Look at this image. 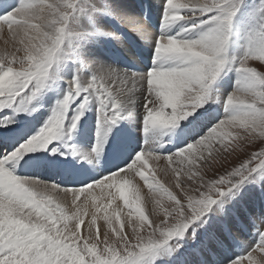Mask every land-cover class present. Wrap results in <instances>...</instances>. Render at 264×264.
I'll list each match as a JSON object with an SVG mask.
<instances>
[{
	"label": "snow or ice",
	"instance_id": "6c2138e0",
	"mask_svg": "<svg viewBox=\"0 0 264 264\" xmlns=\"http://www.w3.org/2000/svg\"><path fill=\"white\" fill-rule=\"evenodd\" d=\"M77 4L78 0H22L17 7L14 0H0V34L6 30L0 51V111L27 102L26 96L35 99L45 87L70 34V17ZM235 14L232 0H166V21L198 19L199 25L208 26L198 39H158L156 59L175 60L177 66L153 68L142 76L101 69L90 81L70 82L69 94L31 139L23 125L11 127L0 121L4 124L0 146L8 149L15 141L11 154L5 151L0 158V264H144L146 257L177 260L186 244L209 225L208 214L218 201L215 214H223L226 194L264 169V38L238 61L240 86L226 98L232 115L178 152L141 151L123 167L71 188L23 178L9 165L37 148L53 150L51 142L59 135L64 113L81 99L79 106L85 109L93 93L99 100L101 121L110 119L113 125L121 118V99L139 87L145 89V130L179 121L196 125L205 117L208 109L202 106L229 63L227 49ZM118 18L144 34L141 22L123 15ZM105 34L121 39L115 33ZM83 115L80 111L76 116L73 130ZM32 159L29 156L22 164ZM260 223L259 242L227 264H264V220Z\"/></svg>",
	"mask_w": 264,
	"mask_h": 264
},
{
	"label": "rangeland",
	"instance_id": "374dc122",
	"mask_svg": "<svg viewBox=\"0 0 264 264\" xmlns=\"http://www.w3.org/2000/svg\"><path fill=\"white\" fill-rule=\"evenodd\" d=\"M20 2L22 3V1L20 0L15 1L14 3L18 7L21 4ZM232 4L234 8L236 9V14L232 19L231 31L229 33L230 39H229V44H228V49H227V53L230 55L229 63L231 64L226 65V67L229 66L237 71L239 67V64H238L239 59H241L247 53L250 46H253L259 39L264 38V0H232ZM159 9L160 7H158V10ZM2 14L3 13H0V15ZM101 15H102V12L94 4H92L91 1L78 0L77 7L74 10L72 16L70 17V34L67 36L64 44L62 45V49L59 53L58 60L51 68L49 79L47 80L45 87L41 89V91L39 92V94L37 95L35 99H28V97L26 96L25 100L27 102H18V103L13 104L10 107L4 108L2 111H0V120L8 119L10 118L11 115H13L18 120H21V121H27V119L38 117L40 119H45L46 123L48 124L54 112H56L57 109L59 108L60 103L71 91L70 82H73L77 79H79L81 82L90 81L94 76L97 75V72L94 73L92 70H90L89 72L90 76L86 75L85 70L87 68H86V65H84L85 67L83 66L84 63L81 61L83 60V57L81 58V55H82L81 52H82V48L84 47V45L86 44L88 45L90 43L89 38L86 39V41H84L86 38L85 35L89 32V30L84 26V20H85L84 18L95 20L101 17ZM114 21L117 23L119 22V24L122 23L119 18H114ZM101 24H103V21H101ZM192 25H198V26L196 28H192L191 27ZM207 28L208 27L206 25H199L198 19L197 20L196 19L186 20L185 33H183V35L185 36L182 35V38L198 39ZM112 30L115 32L114 29ZM112 30L110 29L109 33H113ZM154 34H153L154 37H151V39L147 41L151 45L150 54L153 53V48L155 52L156 44L158 42V39L161 37L159 33H156L155 35ZM180 34H178V36H180ZM134 37L136 41L140 43L141 45L142 41L136 33H134ZM5 38L6 37L4 36L3 33L0 34L1 42H4ZM104 39L113 40L112 38H107V37H105ZM99 40H100L99 42L100 47L96 46V48L94 49L95 52L99 54V59L103 57L105 60L110 61L113 56L107 53L106 54L107 59L105 58V55L102 49L104 40L102 41L101 39ZM122 42L123 41H119V43H117L116 45L119 48V50H121L122 52L121 54L123 58L124 57L123 55H126V54L123 48L121 47ZM112 47L116 48L113 45ZM131 47L135 48V46L133 45ZM2 49L3 47H0V51H2ZM161 60L166 61V62L163 61V64L165 65L164 69L170 68L169 60L163 59V58H161ZM124 65H127V64H124ZM113 66L112 67L115 68L116 70H123L125 72L129 71L128 69L124 70L120 65L118 66L113 65ZM151 69L153 68L149 67L148 69H146V71H149ZM128 73L133 74V71H130ZM139 75L142 76L141 74ZM231 75L235 76L236 74H234V71H233ZM233 85H234V81L229 84V87L227 90V96H228V92L234 89V87L232 88ZM140 92L143 95V99L145 100V89L143 88L142 90H140ZM93 96L99 102L98 98L95 96L94 93H93ZM45 99L47 103L50 104L49 106L47 104H45L44 106L42 105L43 102H46L44 101ZM81 102H82V99L74 102L70 106V108L64 113L65 119L59 131V135L57 139L59 137H62L65 133L64 130L68 129L75 122L76 116L73 118H70L69 113H73V111H75V115H79L77 114V112H80L81 108L79 106L80 105L79 103ZM208 102L206 101L202 107L207 108L209 104ZM222 102L224 103V100ZM142 104H143V107H142ZM142 104H141V110L145 108V103H142ZM121 107H122V104L120 102V107L118 111L120 113L121 118L118 121L121 123V126L123 128L122 133L126 134L128 132L127 129L129 128V121L127 119L126 123L124 122L123 117L126 115H123V114H127V113L126 111H122ZM12 110L14 112H12ZM91 111H92L91 113L92 116L88 119L90 121V123L88 122L90 124V127L89 129L84 127V131H87V133L90 135V136H86V139L87 140L89 139L88 142L86 140L87 142L86 145L89 148L91 155L85 159L67 156L68 162L70 163H68V166H67L69 172L66 173L64 176H62V179L65 178L64 181L66 180L65 183L62 182L63 180L61 179V177L57 178L56 180H48L43 177L29 175V178L40 179V181L42 182H52V183L57 184L58 186H64V187L71 188V187H79L89 181L98 180L104 176L105 173H102L103 171L100 169L99 160L104 156L105 152H108L109 154V151H110L109 148H110L111 143L112 144L118 143L119 145H117V147L124 148L123 146L128 143L129 136L126 137V141H123L121 140V137L119 134L113 135V132L115 131L116 127H114V125L108 126L106 122H105V125H104V122L103 124L98 123L97 119L95 118V115H97L98 112L96 110H91ZM222 111H224V114H220V115H223L222 117H220L219 114H217L219 116L214 117L215 115L212 111L206 114L207 116L205 117H214L210 121L211 127L208 128L207 130L206 128H201V130H199L198 122L194 126L185 125L184 121H179L176 125L164 126L165 128H168V129H172L174 127V131H173V135L170 136L172 139L169 136L167 137L166 144L168 145L165 148H168V151H164L163 153H160L159 148H158L159 147L158 135L159 136L163 135V132L160 131V126H155V127L148 126L147 130H145V125H144V130L148 132L149 140L152 139V142L155 146L154 151L158 154L168 155L170 153L178 152L181 148L186 147L188 143H191V142H194L195 140L203 138V136L206 135L207 132H209L211 128L215 126L219 121L225 118H228L230 115H232L231 112L230 113L228 112V109L226 107L223 108ZM3 112L4 114H2ZM146 114L147 113H144L141 115L143 117L142 120H144ZM15 115H18L19 118ZM85 118H82V117L80 118L79 122L77 123L78 127L76 126L77 130L80 128L82 123H85L83 122L85 121ZM106 121L111 122L110 119ZM206 121L207 119H204V121H201V122L205 123ZM29 123H31V121L28 122V124ZM3 126L4 124H1V127ZM196 128H198V130L194 132L193 134H191V132L194 131V129ZM102 131L104 132L100 135ZM139 137H140V133H139ZM27 138L31 139L32 137L29 136ZM169 139H171L172 141ZM55 140H53L52 143ZM136 144L137 145H135L133 148L134 150L142 146L141 141L139 143L136 141ZM97 145H100L99 151L101 152L94 151V149L97 148ZM52 146L54 149V148H57L59 144H53ZM65 147L67 149H70V147H67V146ZM65 147L63 148L65 149ZM131 147L132 145L129 144V146H126L125 151H127L128 153ZM43 149L44 148H39L38 150H43ZM134 150L129 155L127 154L125 161H124L125 163H127L128 161L132 159L130 158L131 157L130 155L135 154ZM46 151H49V149H47ZM4 152L5 151H3L2 153ZM9 154H11V150ZM0 158H3V154L0 155ZM90 158H92V162L88 163V160H90ZM231 159L232 158H230V160ZM72 164H75L78 168L81 169L79 170L84 175H86V177H84V180H81L78 182L75 181L73 175L70 174L72 173ZM39 165L44 167L42 165V162ZM86 165L91 166V171L93 173L92 175H89V171L86 168ZM25 178H28V177H25ZM86 178H90V180L89 179L86 180ZM263 186H264V169H261L253 173L243 184L239 186L238 189L233 190L232 193L226 194V196L224 197V212L223 214L219 216L215 214V208L221 203L218 201L217 205L213 206L214 211L208 214L209 217H211L209 225L205 229L199 232V235L205 234V238H206V235L209 236V234H211V236L207 237L206 240H204V237L201 238V240L203 241V244H201L200 247L198 248H195L193 243L198 240L199 236L196 240L190 241L186 244L185 248L181 251V255L179 257L184 262V264H199L198 257H203V256L207 259L206 264H220L221 262H222L221 264H227L229 260H235V259L228 258V255L225 253V248L222 247V245H220L222 248H220L217 245L215 246L217 242L214 237L216 234H218V238L221 237V239L219 238V240L222 241V243H226L228 241L227 234H230L231 232H235L236 230H237L236 233L242 231V235L244 236L243 244L245 245L246 237L249 238L251 235L247 236L249 232L247 229L243 228V223L245 224L246 227L251 229V224H250L251 221L253 223L255 222L258 223L261 220H263V219L258 218L264 215V212L262 211V209H258V207L261 206V203L264 201V191H263L264 187ZM145 190H146V187H145ZM259 195H260V199H259ZM82 200H83V197H82ZM239 202H240V205H242L244 208L238 205ZM120 203L122 204V202ZM246 210L250 211V214L247 216L244 214ZM234 215L238 216V218L241 219L242 223L240 224L235 223L236 227L231 228L232 225L234 226V219H233ZM249 216H254L255 218H251L252 220H250ZM98 224H100V222ZM222 226H227V228H229L230 230L223 232L224 228ZM211 230L213 231L210 232ZM81 232L82 234H84V230H82ZM239 237L240 235H238V239ZM254 241L256 240L254 239ZM258 242H254L253 244L250 242V245L247 246L245 253ZM244 245L243 247L245 248ZM213 246H215L214 249H213ZM240 248H241L240 245L239 246L236 245L234 249L238 250ZM215 249H216L217 255L221 254L220 256H218L221 258H213V259L210 258V252ZM194 252L197 253L196 260L193 257ZM185 255H187L188 258L183 260L181 256H185ZM179 258L177 260H169L167 259V257L161 258V259H157L156 257H146L144 264H175V263L181 264L179 263ZM220 259H224V260L223 261L221 260L220 262Z\"/></svg>",
	"mask_w": 264,
	"mask_h": 264
},
{
	"label": "bare ground",
	"instance_id": "6f19581e",
	"mask_svg": "<svg viewBox=\"0 0 264 264\" xmlns=\"http://www.w3.org/2000/svg\"><path fill=\"white\" fill-rule=\"evenodd\" d=\"M20 1H22V0H20ZM89 1H91V3L94 4L102 12V15H101V17H99L95 20H91L89 18L88 19L84 18L85 19L84 20V26L89 30V32L85 35L86 38L84 41H86V39H88V38L90 39V43L88 45L87 44L84 45V47L82 48V52H81L82 53L81 58L83 57V60H81V61L84 63L83 66L86 65V68H87L85 70L86 75L90 76V74H89L90 70H92L95 73L101 69H115V68H113L114 66L108 60H105L103 57H101L99 59V54H97L95 52L94 49L96 48V46L100 47V44H99L100 40L99 39H101V41L104 40V42H106V41H108L109 43L112 42V45L117 48V50L119 51L120 54L122 52H121V50H119V48L117 47L116 44L119 43V41H123L121 44V47L123 48L126 55H123L124 57L121 60V62L123 64L131 65L133 67V74L134 75H139V74L143 75V74L148 72V71H146V69H148L149 67H151V68L155 67L153 62H155V60H157L156 59V53L150 54L147 51L148 47L141 46L140 43H138L136 41V39L134 37V33H136L139 36V38L141 39V41L145 42V43H148L147 41H149L151 39V37H154L153 36L154 33L155 34L159 33L161 36H178V34L181 33L180 34L181 38H182L183 33H185L186 20L173 21V20H171V18H169L167 21L165 20L166 0H99V1L89 0ZM158 7H160L159 10H158ZM120 15L130 17V18H134L137 21L141 22L145 26L144 34L142 35L141 33L135 31L133 28L129 27L125 23H121L125 26H121V27L117 26L116 24H119V22L118 23L115 22L114 18H118V16H120ZM101 21H103V24H101ZM114 25H116V27L119 28V30L121 32V38H122L121 40H117L113 36L105 34V33H109V30L110 29L112 30ZM174 27H175L176 32L172 33V29ZM207 29L205 31H207ZM113 33H115V32L113 31ZM3 34L6 37V30ZM115 34L118 35L117 31ZM183 36H185V35H183ZM105 37L112 38L113 40H106V39H104ZM132 45L135 46L136 52L134 51V53H133V51H131V48H130ZM0 47L4 48V42L0 41ZM2 51H3V49H2ZM121 56H122V54H121ZM127 57H129L130 59H128ZM229 57H230V55L227 53L228 61H229ZM113 59L114 58L112 57L111 60H113ZM160 61H161V64L159 65L158 68L164 69L165 65L163 64V61L164 62H166V61L161 60V59H160ZM178 63H179L178 61L173 60V62H172V60H169L170 67H173V66L175 67V66H177ZM228 64H231V63H228ZM233 71H234V74H236L235 76L231 75ZM128 72H130V71H128ZM80 76H82V75H80ZM240 79H241V74L239 72H237L235 69H233L229 66L225 67V69L222 73V77L218 81H216L215 84L213 85L212 92H211V97H212L211 103L212 104L207 103L208 104L207 109H210V107H212L211 111L214 113V115H215L214 117L218 116L217 114H219V113L223 114V112H224V111H222V109L226 107V97H227V90H228L229 84L234 81V85L232 86V88L234 87V89H232L230 92H228V95L231 94L233 91H235L237 89V87L240 86L239 85ZM65 80H67V79H65ZM142 89H143V87L134 88L131 92L126 94L125 98H122L120 101L122 104V107H121L122 111H126V113H127V114H123V115H126L123 117V120L126 123V120L128 119L129 128L127 129L128 132L126 134L122 133L123 128L121 126V123L118 121L114 125V127L116 125L118 126V131H115L116 132L115 135L119 134L121 137V140H123V141H126L127 136H129V139H128V143L123 146L124 148L117 147V145H119L118 143H114V144L111 143L110 148H109L110 149L109 154H108V152H105L104 156L99 160L100 169L103 171L102 173H105L104 176L109 174L112 171H115L117 169V167H123L125 164L130 163L135 158V156L137 154H139L141 151L153 152L155 154H158L154 151L155 146L152 142V139L149 140V138H148V132L144 130L145 124H144V120H142L143 117L141 115L144 113H147V110H146V108L141 110V104L145 103V100L143 99V95L140 92V90H142ZM221 97H222V99H221ZM223 100H224L225 104L222 102ZM44 101H46V99ZM45 104H47L48 106L50 105L49 103H47V101L42 103L43 106ZM142 107H143V104H142ZM91 110H96L98 112V114L95 115V118L97 119L98 123L103 124V122H104V125H105V122H106L108 126L113 125L109 121H101L100 112H99V102L92 95V97L90 98V103L87 105V107L85 109H80V111L84 112V115L81 117L82 118L86 117L85 121H83L85 123H82L81 127L78 130L76 128H75V130H73L72 125L68 129L64 130L65 133H64V135L63 134L62 135L64 136L65 139H63L61 143H58L59 146L57 148H54L56 151H59L60 153L65 152L66 156H72L74 158H80V159H85L91 155L90 150L86 145V143L89 141V139L88 140L86 139V136H90V135L87 133V131H84V127L88 128V129L90 127V124H89L90 121L88 119L92 116ZM12 112H14V111L12 110ZM228 112L229 113L231 112V114H232L231 109H228ZM79 113L80 112H77V114H79ZM69 115H70L69 116L70 118L77 116V115H75V111H73V113H69ZM15 116H17V115H15ZM222 116L223 115H220V117H222ZM214 117H205V119L211 120ZM0 121L8 122V126H11V127H15L16 124H22V122H20V120H18L13 115H11L10 118H8V119L0 120ZM13 123H14V125H13ZM1 124H3V123H0V127H1ZM173 129H174V127L172 129H168V128H165L164 126H160V131L163 132L162 136L158 135V139H159V147L158 148H159L160 153H163L164 151H168V148H165L168 145V144H166L167 143L166 141H167V137L171 134ZM103 132L104 131H102L100 133V135ZM139 133H140V137H139ZM171 139H169V140H171ZM86 140H87V142H86ZM136 141L138 143L141 141L142 146H140V147H138V149L134 150L133 149L134 146L137 145ZM101 143H102V141H101ZM62 144H63V146H62ZM129 144H131L132 147L127 153V151H125V148H126V146H129ZM165 144H166V146H165ZM65 146L70 147V149H67ZM63 147H65V149ZM88 150H89V152H88ZM133 150L135 151V154L130 155L131 156L130 158H132V159L130 161H128L127 163H125L124 161H125L127 154L129 155L130 153L133 152ZM47 152H49V151L45 150L44 154ZM98 152H101V151L98 150ZM161 155H163V154H161ZM63 162L64 161L62 160L61 163H63ZM83 162H85V161H83ZM91 162H92V158H90V160H88V163H91ZM47 164H48L47 160L42 161V165L44 167ZM86 168L89 171V175H92L93 173L91 171V166L86 165ZM79 169L80 168H78L75 164H72V173H70V174L73 175L76 182L84 180V177H86V175H84L80 171L81 169L80 170ZM61 179H62V177H61ZM64 179H62V180L64 181ZM81 200H82V197H81ZM241 201H243V200H241ZM240 202L238 203V205L243 207L242 205H240ZM245 208H247V207H245ZM262 217H264V215ZM262 217H258V218L261 219ZM86 223H87V219H86ZM102 223L103 222H100L101 225H102ZM258 223H260V222H258ZM82 230H84L83 226H82L81 231ZM212 231L213 230H211L210 232H212ZM230 235L231 234H227V236H228V241L226 242L227 244L229 243V236ZM198 236H199L198 240L193 243L195 248H198V247H200L201 244H203V241L201 240V238L204 237V240H206V238L211 236V234H209V236L206 235V238H205V234L198 235ZM219 238L221 239V237H219ZM219 238H218V243L220 242ZM232 239H237V238H236V236H234ZM236 245L239 246L242 244L238 243L236 240V242L231 244L230 247L232 249H234ZM224 248H225V253L228 255L230 248L228 246H225ZM245 251H246V247L244 248V252ZM216 255L217 254H216V249H215L211 253V258L216 257ZM181 257L183 258V260L188 258L187 255L181 256ZM193 257L196 260L197 259V253L194 252ZM233 259H236V258H233ZM221 260L223 261L224 259H221ZM179 263L184 264V262L180 258H179Z\"/></svg>",
	"mask_w": 264,
	"mask_h": 264
}]
</instances>
